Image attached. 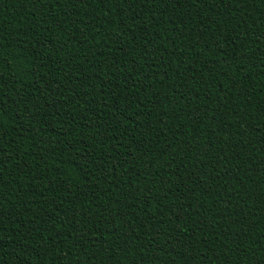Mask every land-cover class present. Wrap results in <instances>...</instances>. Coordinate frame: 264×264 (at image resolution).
<instances>
[{"label":"trees","instance_id":"trees-1","mask_svg":"<svg viewBox=\"0 0 264 264\" xmlns=\"http://www.w3.org/2000/svg\"><path fill=\"white\" fill-rule=\"evenodd\" d=\"M0 264H264V0H0Z\"/></svg>","mask_w":264,"mask_h":264}]
</instances>
